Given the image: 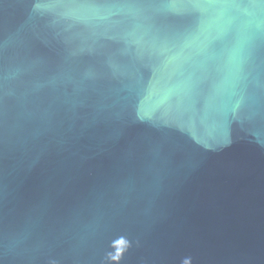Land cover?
<instances>
[{"label":"water","instance_id":"obj_1","mask_svg":"<svg viewBox=\"0 0 264 264\" xmlns=\"http://www.w3.org/2000/svg\"><path fill=\"white\" fill-rule=\"evenodd\" d=\"M0 264H264V0H0Z\"/></svg>","mask_w":264,"mask_h":264}]
</instances>
